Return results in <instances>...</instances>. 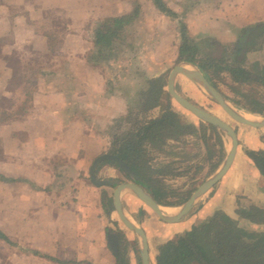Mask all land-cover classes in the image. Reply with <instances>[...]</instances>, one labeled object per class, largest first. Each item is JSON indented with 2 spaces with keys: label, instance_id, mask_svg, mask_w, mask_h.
<instances>
[{
  "label": "crops",
  "instance_id": "0c3cea01",
  "mask_svg": "<svg viewBox=\"0 0 264 264\" xmlns=\"http://www.w3.org/2000/svg\"><path fill=\"white\" fill-rule=\"evenodd\" d=\"M163 1L174 16L153 0H0V233L6 237L0 236V264H119L123 255L128 264H138L129 250L138 240L113 203L119 183L138 182L111 160L100 161L95 175L113 184L96 185L89 174L98 156L111 153L118 139L137 129L135 120L143 121L138 105L145 82L164 74L142 72L137 60L128 59L134 77L127 78L120 71L124 54L144 46V35L150 44L157 42L151 48L172 52L163 62L144 63L169 65L174 59L175 65L183 61L177 54L180 22L192 40L201 45L204 38L212 39V46L221 49L233 47L242 31L250 34L264 25V0ZM122 16L131 17L123 29L125 51L106 63L88 61L95 23ZM261 42L264 48V37L254 48ZM163 102L146 118L157 116ZM174 105L171 109L182 114ZM234 129L238 146L230 168L183 219L165 222L130 190L120 192L124 212L142 225L148 244L147 220L156 247L216 212L251 234L248 239L262 235L264 221L254 223L238 211L264 210V175L246 153L264 150V126ZM151 151L152 166L163 163ZM160 206L173 214L164 208L173 206Z\"/></svg>",
  "mask_w": 264,
  "mask_h": 264
},
{
  "label": "trees",
  "instance_id": "16d2710c",
  "mask_svg": "<svg viewBox=\"0 0 264 264\" xmlns=\"http://www.w3.org/2000/svg\"><path fill=\"white\" fill-rule=\"evenodd\" d=\"M163 13L174 16L163 0H153ZM130 16L104 18L92 27L93 48L88 53V61L96 64L109 62L113 57L125 51L127 45L124 26ZM180 25V43L177 48L178 60L195 64L208 81L219 89V81L224 83L231 93L227 96L232 104L249 112L264 114V64L245 65L244 58L238 60L232 55L223 57L210 51H203L200 42L189 37L183 22ZM262 26H264L262 24ZM261 25L248 34L247 50L253 49L264 37ZM243 32V31H242ZM241 32V33H242ZM165 75L147 79L140 95L139 108L142 113L141 123L123 138L116 141L113 154L122 159L139 177L152 198L160 205L178 206L185 202L195 187L178 190L168 185L167 176L185 175L175 171L173 164L152 166L153 152L164 151L169 141L184 139L187 134L199 131L200 138L206 146L209 173H212L226 154L223 135L211 124L200 121L198 128L193 124H183L179 116L168 105L161 107L160 113L146 118V112L158 107L160 99L169 100ZM261 89V90H259ZM220 90V89H219ZM136 136V137H135ZM214 136V142L209 139ZM264 142V134L261 135ZM255 166L264 175V150H246ZM157 164V163H155ZM202 166L197 165L200 169ZM239 215L254 222L264 221V210L251 206L239 210ZM238 224L216 212L211 220L194 225L190 230L177 233L171 238L162 240L155 247L154 264H200L206 260L209 264H264V232L255 241L248 239L251 234L244 233ZM247 234V236H246ZM6 240V237L0 233ZM246 237V238H245ZM119 264H128L127 256L120 258Z\"/></svg>",
  "mask_w": 264,
  "mask_h": 264
},
{
  "label": "rangeland",
  "instance_id": "374dc122",
  "mask_svg": "<svg viewBox=\"0 0 264 264\" xmlns=\"http://www.w3.org/2000/svg\"><path fill=\"white\" fill-rule=\"evenodd\" d=\"M144 39V46L137 47V49L134 50H129L131 54H124V57L121 61V68L120 71L126 74L127 78H132L134 77V68L133 66H128L126 61L128 59H134L138 61V68L142 72H150V73H155L161 70H164V75L165 78H167V75L169 73V70L172 68L174 65V59L171 60V63L169 65H164V64H155V65H147L144 63V61H147L149 59H155L156 61H161L163 62L167 58H172V52L170 50H166V48H151L150 45L152 43H157L152 40V43L150 44V39L146 38L143 35ZM140 39L137 37V39ZM207 41L210 42V48H208ZM213 40H207V38L203 39V44H201L202 50L205 51H210L214 54H220L222 53V49L218 47L216 43L212 46ZM260 44V43H259ZM263 42H261V45L257 48H253L248 50V53L246 54L245 57V65L248 67H251V64L253 63H259V64H264V48ZM230 49V48H229ZM227 49L228 52L230 50ZM129 53V52H128ZM228 53L226 52V55ZM133 56V58H131ZM228 56V55H227ZM163 60V61H162ZM224 83H227V81H219V89L222 91L226 96H230L231 93L229 92L228 88L225 86ZM129 89H132L131 85H129ZM175 87L176 90L185 98L189 99L191 102L194 104L205 108L206 110H210L212 113L215 115L219 116L220 118L224 119L227 121L230 125H232L234 128H240L241 124L237 123L236 121L232 120L224 111L221 110V108H218V104L213 100L210 96H208L203 90L198 88L196 85H194L190 80L183 76H178L177 80L175 81ZM261 90V89H259ZM170 96V95H169ZM165 102L164 106H170V104H175L174 106H177V108H180L179 112H183L182 114H178L180 121L183 122H188L186 124H193L197 128L199 126L200 120L193 115L191 112L188 110L184 109L182 106H180L176 101H174L171 96L169 100L164 99ZM233 103V102H232ZM237 105V104H236ZM233 104V106L242 112L248 113V111L244 108H241L240 106H236ZM217 106V107H214ZM261 116H264L261 115ZM187 117V120H185ZM189 117V119H188ZM255 118H259L258 114L254 115ZM190 118L193 123H190ZM189 120V121H188ZM184 124V123H183ZM198 137L195 138H189L186 139H180L178 141H169V143L164 147V151H157L158 155V160L160 162H163L161 164H173L176 167L175 171H181L185 172V175H176V176H167L165 179L168 183L169 186L172 188H177L178 190H183V189H188L192 187H197L204 179H206L211 173H209V163L207 159V154H206V146L202 139L200 138V132L196 131ZM224 143H225V149L227 150L230 146V142L227 137L223 136ZM214 136H211L209 139L210 143H213ZM225 157V156H224ZM224 159V158H223ZM222 159V160H223ZM201 165L202 167L200 169L196 168L197 165ZM137 182L141 185L142 182L137 180ZM215 186V185H214ZM214 186L207 192L205 193L197 202L195 206V210L197 209L196 207H199L200 204L207 198V196L210 194L211 190L214 188ZM143 215V213H141ZM145 224V229L148 232V239L149 240V245H150V251L152 253V261H153V256L155 253V244L157 243V237L153 236L150 230L153 229L152 222L147 220L144 222ZM142 227V225H141ZM144 228V227H143ZM144 230V229H143ZM129 250L130 252L133 253V257H135L136 262L139 264V251H140V246L137 241H135V244H129ZM154 264V262H153Z\"/></svg>",
  "mask_w": 264,
  "mask_h": 264
},
{
  "label": "water",
  "instance_id": "95a60500",
  "mask_svg": "<svg viewBox=\"0 0 264 264\" xmlns=\"http://www.w3.org/2000/svg\"><path fill=\"white\" fill-rule=\"evenodd\" d=\"M183 75L189 79L198 88L203 90L208 96H210L219 107L224 111L232 120L239 124L248 125L254 128H259L264 126V116L259 115V119L250 120L240 113H238L231 106V101L228 97L219 89L214 87L203 74V72L193 63L188 61H179L170 69L167 81L166 90L171 98L176 101L184 109L191 112L199 120L213 125L217 130L225 137L228 138L230 142L229 148L226 150L224 159L218 165V167L206 178L204 179L190 194L188 199L182 204L176 206L177 210L173 214H165L162 211V207L152 198V196L138 183L136 182H126L119 183L114 189L113 193V203L115 210L118 214L120 221L126 226L133 234L136 236L139 246H140V259L141 264H153L152 257L149 250V244L147 237L142 228L136 226L126 215L123 210L120 201V192L124 189L130 190L136 197L142 200L149 208H151L163 221L165 222H177L184 217H186L191 210L196 206L199 199L207 193L228 171L230 168L234 156L236 154L238 146V138L236 131L232 125L227 121L220 118L219 116L212 113L210 110L202 108L184 96H182L175 89V77L177 75ZM102 160L113 161L122 171L129 175L134 181L138 180V176L134 171L117 155L111 153H104L98 156L90 166L89 174L92 182L96 185L103 184H113L114 180L109 179H97L95 175V167ZM200 264H209L206 260H201Z\"/></svg>",
  "mask_w": 264,
  "mask_h": 264
},
{
  "label": "flooded vegetation",
  "instance_id": "af4514ba",
  "mask_svg": "<svg viewBox=\"0 0 264 264\" xmlns=\"http://www.w3.org/2000/svg\"><path fill=\"white\" fill-rule=\"evenodd\" d=\"M247 37H248V33L245 30L240 34L239 40L235 42V45L233 47H231L230 49L223 48L222 53H220L219 55L223 57H226L227 55H230V56L232 55L233 57H236L239 61L242 60L243 58L245 61L246 54L248 53V50L245 47ZM227 49H229L230 52H228ZM226 52L228 53L227 55H226Z\"/></svg>",
  "mask_w": 264,
  "mask_h": 264
},
{
  "label": "bare ground",
  "instance_id": "6f19581e",
  "mask_svg": "<svg viewBox=\"0 0 264 264\" xmlns=\"http://www.w3.org/2000/svg\"><path fill=\"white\" fill-rule=\"evenodd\" d=\"M231 106H232V108H234L238 113H240L241 115H243L244 117H246V118H248V119H250V120H256V119H259V118H255V117H254L255 113H252V112H249V111H248V113H245L246 111H245V112L239 111V110H237V109L233 106L232 103H231ZM164 208H165V210H166L167 212H169V213H173V212L176 211V208H174V206H173V207H164ZM161 209H162V208H161ZM133 223H134L136 226H138L139 228H141L140 225L137 224L136 222L133 221Z\"/></svg>",
  "mask_w": 264,
  "mask_h": 264
}]
</instances>
